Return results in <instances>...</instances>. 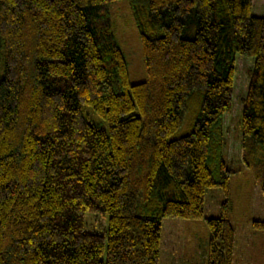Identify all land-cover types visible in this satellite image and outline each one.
<instances>
[{
    "label": "trees",
    "instance_id": "trees-1",
    "mask_svg": "<svg viewBox=\"0 0 264 264\" xmlns=\"http://www.w3.org/2000/svg\"><path fill=\"white\" fill-rule=\"evenodd\" d=\"M113 1L0 0V264H160L170 217L204 219V264H234L224 120L237 56L253 59L240 141L264 192V16L254 0H127L145 70L131 84Z\"/></svg>",
    "mask_w": 264,
    "mask_h": 264
},
{
    "label": "rangeland",
    "instance_id": "rangeland-1",
    "mask_svg": "<svg viewBox=\"0 0 264 264\" xmlns=\"http://www.w3.org/2000/svg\"><path fill=\"white\" fill-rule=\"evenodd\" d=\"M110 8L115 35L128 64L129 81L131 84L141 83L145 80L142 46L129 3L127 0H116L111 2ZM253 15L264 16V0H254ZM253 65V59L237 56L234 107L230 114L225 115L224 120L228 133L225 161L235 171L231 179L230 194V217L236 230L234 264H264V231L252 227L254 220L264 221V192L261 190L262 182L256 180L242 161L240 141L241 113ZM83 113L92 123L101 128L105 126L104 120L90 108L83 107ZM186 130L183 125L174 137L183 136ZM224 200L225 195L221 189L209 190L205 201V217H218ZM108 219V215L91 213L86 219V229L89 232L104 233L108 227ZM208 237L209 230L204 219L196 221L164 218L160 264H196L203 259L201 242L203 244Z\"/></svg>",
    "mask_w": 264,
    "mask_h": 264
},
{
    "label": "crops",
    "instance_id": "crops-1",
    "mask_svg": "<svg viewBox=\"0 0 264 264\" xmlns=\"http://www.w3.org/2000/svg\"><path fill=\"white\" fill-rule=\"evenodd\" d=\"M197 221V220H196ZM199 237H197V240H198V242H200V240L198 239ZM205 242V241H204ZM200 244V243H199ZM204 258L203 259H201V261H197L196 262V264H204ZM203 262V263H202Z\"/></svg>",
    "mask_w": 264,
    "mask_h": 264
}]
</instances>
